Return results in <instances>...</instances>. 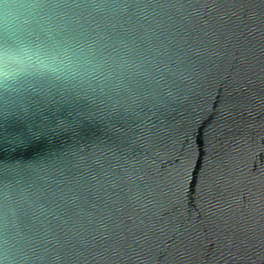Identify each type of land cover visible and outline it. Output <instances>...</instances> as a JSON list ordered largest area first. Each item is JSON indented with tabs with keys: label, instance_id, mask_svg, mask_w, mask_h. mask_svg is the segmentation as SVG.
<instances>
[{
	"label": "water",
	"instance_id": "95a60500",
	"mask_svg": "<svg viewBox=\"0 0 264 264\" xmlns=\"http://www.w3.org/2000/svg\"><path fill=\"white\" fill-rule=\"evenodd\" d=\"M31 34L78 71L0 86V264H264V0H39Z\"/></svg>",
	"mask_w": 264,
	"mask_h": 264
},
{
	"label": "clouds",
	"instance_id": "9594fccd",
	"mask_svg": "<svg viewBox=\"0 0 264 264\" xmlns=\"http://www.w3.org/2000/svg\"><path fill=\"white\" fill-rule=\"evenodd\" d=\"M39 0H4L0 8V86L26 79L77 73L78 67L63 50L49 47L31 34Z\"/></svg>",
	"mask_w": 264,
	"mask_h": 264
}]
</instances>
